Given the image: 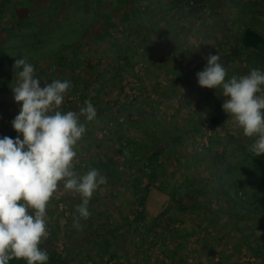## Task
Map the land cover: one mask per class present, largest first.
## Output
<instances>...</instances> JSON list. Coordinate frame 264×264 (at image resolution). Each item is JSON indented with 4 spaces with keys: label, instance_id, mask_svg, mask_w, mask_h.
I'll return each instance as SVG.
<instances>
[{
    "label": "rangeland",
    "instance_id": "374dc122",
    "mask_svg": "<svg viewBox=\"0 0 264 264\" xmlns=\"http://www.w3.org/2000/svg\"><path fill=\"white\" fill-rule=\"evenodd\" d=\"M80 1L0 0V28L22 19L14 30L23 37L13 40L9 62L26 59L41 87L58 74V80H68L71 87L60 111L79 113L89 101L96 110L93 121L80 117L86 132L76 146L73 165L78 175L97 169L106 183L93 193L90 216L79 218V227L82 198L60 184L46 209L49 236L40 245L48 251L47 264H58L57 259L67 264H259L261 258L247 245L261 248L264 256V194L256 203L257 213L249 212V219L238 225L242 233L234 232L222 216L208 217L213 205L217 210L227 208L226 198L212 188L224 168L218 156L222 144L227 136L239 144L227 143L223 149L226 161L240 164L231 179L251 181L246 170L252 161L243 158L254 138L246 137L222 108L225 130L214 122L219 99L226 97L220 89L218 99L214 89L198 86L196 73L206 66L203 56L209 54H218L227 73L237 77L257 69L250 53L238 51L240 18L252 4L264 10V0H207L193 8L184 5L178 12L172 10L176 5L172 0H108L112 4L106 0L96 7L97 16L83 9ZM89 1L90 8L102 2ZM127 11H133L132 17L123 19ZM247 21L264 34V13ZM17 46L22 47L21 56ZM17 82L18 76L10 74L0 92V137L19 135L11 126L20 110L12 92ZM258 95H264V89ZM154 151L159 152L157 160ZM162 179L172 182L170 191L183 194L179 203L166 202L168 211L163 214L158 199L156 217L141 208L143 215L133 221L132 207L140 214V204L124 198L132 195L131 181H150L153 194L159 195L169 193L168 188L158 189L155 182ZM191 190L195 197L188 193ZM250 192L257 195L259 189ZM207 196H214L215 203L206 202ZM98 197L102 200L94 203ZM192 207L196 215L188 221ZM152 218L158 221L153 229ZM180 223L188 233L177 249L173 241Z\"/></svg>",
    "mask_w": 264,
    "mask_h": 264
},
{
    "label": "clouds",
    "instance_id": "9594fccd",
    "mask_svg": "<svg viewBox=\"0 0 264 264\" xmlns=\"http://www.w3.org/2000/svg\"><path fill=\"white\" fill-rule=\"evenodd\" d=\"M14 67L22 68L12 88L20 110L11 126L19 135L0 137V264H9L13 258L47 264L48 251L40 245L49 236L46 209L60 184L82 198L77 208L79 227V218L90 216L93 193L106 183L97 169L78 175L73 165L76 146L86 132L80 117L93 121L96 110L89 101L79 113L60 111L71 87L68 80L41 87V79L26 59H17ZM226 77L218 54H209L206 66L196 73L198 86L222 91L223 111L246 137L254 138L250 151L259 156L264 153V95H258L264 89V70Z\"/></svg>",
    "mask_w": 264,
    "mask_h": 264
},
{
    "label": "trees",
    "instance_id": "16d2710c",
    "mask_svg": "<svg viewBox=\"0 0 264 264\" xmlns=\"http://www.w3.org/2000/svg\"><path fill=\"white\" fill-rule=\"evenodd\" d=\"M57 1V0H56ZM106 0L99 1L94 8H90V1L89 0H81V6L83 9H88L91 10L90 13L96 12V16L99 15L100 11L96 9L97 6L101 5L104 3ZM108 1V0H107ZM174 1V2H173ZM207 0H172V6L174 3L176 5L172 8L173 11L178 12L181 10V8L184 5L191 6V8L195 6H200L202 3H204ZM101 2V3H100ZM58 3V2H57ZM108 3H114L111 1H108ZM119 7H122L120 3H115ZM92 5V4H91ZM93 10V11H92ZM131 12H126L124 13L125 18H131L132 13ZM107 14V12H105ZM104 13V14H105ZM264 10H262L258 5L252 4V7L248 8L246 11H244L241 14L240 18V25H241V30L239 32V39H238V51H241L243 53H250L251 57L250 58H255L256 60V65L257 69L259 67L261 69L264 68V34L258 31L256 28L251 26V24L248 23L247 19L249 16H258V15H263ZM250 14V15H249ZM252 14V15H251ZM140 15V14H138ZM16 17V16H15ZM90 17V16H89ZM106 17V16H104ZM108 18V17H106ZM11 24V23H10ZM12 28V27H11ZM9 28L8 32L12 33L14 29ZM146 30H149L148 26L145 27ZM3 34V29L0 28V35ZM18 34V33H17ZM101 35H99V38ZM104 37V34H102V39ZM145 42V41H144ZM2 50V48H0ZM0 54L2 55L3 53ZM238 53V52H237ZM236 53V54H237ZM235 54V52H234ZM10 63H7L5 58L2 56L0 57V88L5 85L7 78L9 77L10 74H15L17 75L16 71L13 69L11 65L9 66ZM259 64V65H258ZM5 65V66H4ZM229 75V78L234 76L230 72L227 73ZM73 81V80H72ZM75 82V81H74ZM214 93L219 99V89L214 90ZM222 103L223 101L219 99V104L216 106L215 113H216V123H219L221 126V129L225 130L224 123L226 122L227 116L223 114L222 111ZM128 121V120H127ZM126 121V122H127ZM125 122V121H124ZM123 124V121L120 123V125ZM196 125V123H195ZM194 125V126H195ZM227 140L224 144H222V148L220 150V153L218 156L220 157V163L224 168L222 172L219 174L218 179L214 182L215 186L212 188H215L216 191H218L217 196L225 197L226 198V204L227 208L226 210H217V214L219 216H222L227 219V222L231 223V227L234 232L242 233V230L238 228V225L244 221L249 219L248 213L255 210V207H258L256 203L259 202L260 195L264 194V154H260L259 156H255V154L252 151H247V154L243 158V161H247L251 159V165L249 166V170L247 169L246 172L248 176H250L251 181L249 180H242V181H237L231 179V173L232 170H235L239 164L234 163L236 166L232 165L229 163V161H226L224 156H223V149H225L226 144L230 143V145H235L239 146L237 144V141L235 138L231 136H227ZM177 138L174 139L176 141ZM218 140V139H217ZM215 142H212L210 145H212ZM224 147V148H223ZM231 156H234L233 153H230ZM159 156L158 151H154L152 153L153 160H157ZM219 159V158H218ZM111 162V161H110ZM105 163L102 162V166ZM108 164V163H107ZM112 164V162H111ZM109 165V164H108ZM111 170V169H110ZM113 171V170H112ZM110 171V172H112ZM109 172V173H110ZM248 187V188H247ZM256 189H259V192L257 195H252L250 191H256ZM238 193L244 194L245 198H238ZM260 208V207H259ZM255 213L256 210H255ZM247 249L252 252V254H255L257 257L261 258V262L259 264L264 263V256H263V251L261 248L255 249L251 245H247ZM54 261V259H53ZM58 264H67L66 261H63L61 259H57ZM18 261L13 258L12 260L9 261V264H15ZM55 264V262H52Z\"/></svg>",
    "mask_w": 264,
    "mask_h": 264
},
{
    "label": "crops",
    "instance_id": "0c3cea01",
    "mask_svg": "<svg viewBox=\"0 0 264 264\" xmlns=\"http://www.w3.org/2000/svg\"><path fill=\"white\" fill-rule=\"evenodd\" d=\"M54 3H55V1H54ZM22 22V19H19V23H21ZM18 23V24H19ZM18 24H13V25H11V24H8V25H6V24H4L3 26H1L2 28L4 27V29L5 30H3V34H1L0 35V48H2V50H1V53H3L2 55L0 54V57H4L5 58V60L7 61V63L9 62V61H11L10 59H9V57H10V54L8 53L9 51H10V49H11V46L13 45V44H15L14 42H13V40H20L23 36L20 34V31L18 32V30H14L12 33H9L8 32V30H9V28H11V29H16L17 27H18ZM20 26V25H19ZM7 31V32H6ZM6 33H8V35L9 36H7V35H5ZM18 33V34H17ZM7 36V37H6ZM2 42V43H1ZM10 44V46H9V48H8V45ZM16 51L18 52V55H20L21 56V54H20V52L21 51H23L22 50V47L21 46H17L16 47ZM7 54L9 55V57H7ZM75 56V55H74ZM208 55H204L203 57H207ZM63 58L61 57L60 58V60H62ZM10 64H9V66L11 65L12 67H14V65L12 64L13 62H9ZM5 66V65H4ZM177 67V66H176ZM17 73L20 71V70H22V68H13ZM69 73V72H68ZM173 75V74H172ZM58 76H59V74L58 75H56L55 77H52V79H51V82H53L54 80H58ZM9 79H10V75H9V77L7 78V80H6V83L8 82L9 83ZM5 83V85H3V87H1L0 88V92L1 91H3V89L7 86V84ZM160 166H163V164L161 163L159 166H158V168L160 167ZM151 170H153V168H151ZM157 185H158V189L159 188H161V190H166L167 188H168V190H169V193H167V192H165V191H163V192H161V194H159V195H157V194H153V187H154V185H152L151 183H150V181H145V183H141L140 182V184L138 183V182H136V181H131V183L129 184L132 188H133V191H132V195H131V197H127V196H125L122 192H120V197H124L125 199H127V201H130V202H133V203H138V204H140V214L138 213V211L137 210H134L135 208H134V206L132 207L133 208V210H132V214H131V216H134V218H133V221H135L136 222V220H137V216L139 215L140 217L143 215V213L141 214V211L143 212V210H144V208H145V210H144V212L146 211L147 213H148V215H151L152 217H156L158 214H159V212H158V199L162 202V204H163V206H164V209L162 210V212H163V214L164 213H166L168 210H166V207H167V204H166V202H169V201H174V202H177V203H179L178 202V196H182L183 194H179V193H176L177 191H176V189L175 190H171L170 191V189H169V187H172L173 188V184H172V182H170V181H166L165 179H162L161 180V182L159 183V180H158V182H155ZM193 184V183H192ZM192 184H191V186H192ZM195 184H196V182H195ZM187 185V184H186ZM121 186H122V184H121ZM190 186V185H189ZM165 187V188H164ZM205 191V190H204ZM117 193V192H116ZM166 193V194H165ZM190 195H192L193 197H195L193 194H194V192H192V190H191V192H188ZM207 193V192H206ZM206 193H204V192H201V195H205ZM101 195V194H100ZM101 197V196H100ZM100 197H98L97 199H96V201L94 200V203L95 202H100L101 200H102V198L101 199H99ZM204 198V200L206 199V202H210V200L211 201H213L214 203H215V197L214 196H207V197H203ZM216 199H217V197H216ZM120 201V200H119ZM180 201V200H179ZM160 203V202H159ZM141 208H143V210L141 209ZM213 208H214V210H213V212H212V214H211V212L210 213H208V215H210V216H208V217H211V219H217L216 217L217 216H219L218 214H217V209H216V207H215V205H213ZM135 212V213H134ZM100 213V212H99ZM195 213V207H192L191 208V213H188L187 215H186V217H188V221H190V219H194V215H196V214H194ZM137 214V215H136ZM181 213H177L176 212V214H175V216L179 219V220H184V216H179ZM199 218V217H198ZM153 219V221H152V223H151V225H150V228L151 229H153L152 227L153 226H155V224L158 222L157 221V219H155V218H152ZM181 221V222H182ZM155 224H154V223ZM180 225H181V229H179V230H176L177 231V233H175V235H176V239H175V241H173V242H176V243H174V245H176L177 246V249H181L182 247H183V244H184V242H185V240L183 239V238H185L186 236L185 235H187V233H188V231H186V230H184V227H185V224H181L180 223ZM179 235V237H178V235ZM169 241V240H168ZM168 241H165V245L167 246V242ZM93 250H96V248H95V246H94V248H93ZM101 250V249H100ZM100 250L99 249H97V251H98V253H99V255L100 256H102V254L100 253Z\"/></svg>",
    "mask_w": 264,
    "mask_h": 264
}]
</instances>
